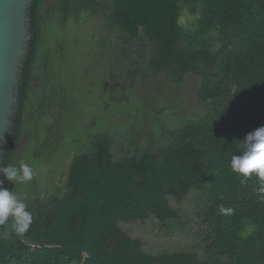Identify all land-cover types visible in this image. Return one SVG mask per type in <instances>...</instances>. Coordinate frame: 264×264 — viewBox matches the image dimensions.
Instances as JSON below:
<instances>
[{
    "label": "trees",
    "instance_id": "16d2710c",
    "mask_svg": "<svg viewBox=\"0 0 264 264\" xmlns=\"http://www.w3.org/2000/svg\"><path fill=\"white\" fill-rule=\"evenodd\" d=\"M45 1L30 5L28 51L2 154L3 167L19 166L17 149L26 147V135L32 137L33 179L18 183L1 178L2 187L21 197L32 213L25 234L82 245L90 221L89 250L108 264H264L261 182L255 174L244 178L230 167L232 156L242 152L240 141L264 125V0H54L62 21L70 16L77 21L82 13L86 22L102 19L100 29L111 35L113 45L102 40L103 31L94 40L92 55L103 59L96 66L104 70L99 76L90 72L97 89L92 102H98L89 110L91 81L85 79L76 89L59 75L61 48L68 43L64 39L49 46L48 40L58 35L54 31L49 37L42 15ZM184 12L194 17L191 27L180 24ZM120 52L122 61L113 66ZM186 75L196 80L204 108L169 127L172 108L183 102L168 107L158 101L174 95ZM82 111L96 122L85 151L83 140L66 132L67 126L76 128ZM157 114L165 116L164 126L154 120ZM45 117L58 122L56 129L43 128ZM146 122L153 123L158 137L139 140L146 129L129 134ZM165 127L171 142L152 151L150 145L159 142ZM73 143L80 153L64 173ZM42 167L48 178L40 183ZM58 176L64 178L60 183ZM192 191L205 195V263L187 252L148 254L121 229V223L135 220L176 221L178 213L168 199L178 205ZM113 205L116 209L109 210ZM8 221L14 225L12 217ZM0 264L102 263L63 247L27 246L0 226Z\"/></svg>",
    "mask_w": 264,
    "mask_h": 264
},
{
    "label": "rangeland",
    "instance_id": "374dc122",
    "mask_svg": "<svg viewBox=\"0 0 264 264\" xmlns=\"http://www.w3.org/2000/svg\"><path fill=\"white\" fill-rule=\"evenodd\" d=\"M42 11L44 21L49 23L47 27L49 37H54L52 34L55 33L54 31H56L58 35L56 39H53L52 41L48 40V43H50L49 46L53 48V43L56 44V41L64 39L68 43L66 45L67 47L64 46L61 48L64 59L62 60L63 69L59 73L60 77H63V80L70 79L72 86H74V88L76 89H79L82 86V83H86L85 79L88 78L89 81H91L90 77L93 75L90 72L94 71L93 73L99 76L104 70V67L98 66L97 68L96 65H99L101 61H103V59L96 55H92V53L94 54V47H96L94 40L96 37H98L99 40L100 36H98V33L100 35V33L103 31L104 38H102V40H106L107 44L113 45V42H111V35L109 30L100 29L103 26L104 21L101 19L96 24L94 22H86V20L83 18L82 13H80L77 21L71 20V17L73 16H70V18L68 17L64 22L62 21V13L55 5L54 0H46L43 5ZM193 22L194 17L190 16L186 12L182 14V17L180 18V24L183 27H191ZM60 28H63L65 32L61 31ZM121 58L123 57L120 52V54H117V57L114 60L115 64L114 61L111 64L118 67L122 61L120 60ZM181 80V85L178 87L174 95H164L158 101H162L163 104L165 103V105L168 107H173L175 103L183 102V104L179 105L180 107L172 108L174 111V116L170 115V117L172 116L173 119H171L169 127L179 126L182 123L181 120H185L188 117H195L197 112H202L204 108V106H201L202 104L199 102L196 95V80L190 75L182 77ZM95 83L96 82L94 80L89 82V92L92 93V95L97 92ZM117 85L118 84L114 82V87H116ZM99 86L102 87L103 84ZM170 89H173V87L169 86V90ZM87 97L89 98L88 103L86 104V106L88 107L87 110L93 109L98 101L93 103V97L89 95H87ZM98 97L101 96H96V98ZM165 98H170L172 102L167 103L165 101ZM123 100H125L124 97ZM166 111L170 112L169 109H167ZM162 112H164L163 109L161 110V113ZM82 113L83 115L79 119H77L75 123L77 125L76 128L67 126L66 132L71 135L72 139L77 138L78 142H80L82 139L83 142H81V146H84L85 151L86 138L92 132L94 133L93 135H95L96 125L94 124H96V122L94 118L87 119L88 113L84 111H82ZM148 116L149 115H146V117ZM153 118L154 120H158L163 126L166 123L165 116H161L160 114H157ZM169 121L170 119L167 121V123ZM43 123H45V126L43 128L48 125L47 128L49 130L56 129V127L58 126V122L53 121V119L51 120L50 117H45ZM142 129H146V132H142V134L138 136L139 140L151 139V136L155 134V127L151 122H146V124H144V126L139 128L138 130L131 129L129 131V134L132 136H137L139 131H142ZM162 131L163 133L161 134L160 139L157 138L159 142L152 143L150 145L152 151L164 148L171 142V136L167 132L168 128L165 127L164 129H162ZM39 133L41 136V132ZM153 137L158 136L155 134ZM24 140L28 146L26 145L25 147L23 144H21L18 147L17 150H20V152H18L19 161L25 162L31 167H34L29 155V152H31L32 143L30 145V140L32 142V137L26 135L24 137ZM77 147L79 148V144H77ZM78 148L75 147L74 143L69 147L67 152H70V157L65 160V163L63 165L64 173L69 167L73 156L80 153ZM59 152H64V150H60ZM37 168L39 167L36 166V169ZM46 169L47 167H42V172L40 170L38 171L40 183H43V181L47 180L48 178H45L43 175V173L45 174L46 172H48ZM63 179L64 178H60L58 176L56 178V181L60 183L59 180L62 181ZM42 187H45V185H43ZM204 200L205 195L202 191L190 192L189 195L182 201V203L178 205L175 204L172 198H169V205L178 213V219L176 221H170L168 223H156L155 220L150 218L144 222L135 220L128 224L121 223L120 227L132 239H138L141 242L142 250L148 254L158 255L162 253L171 254L177 252H187L194 254L198 259L202 260L205 263L206 261H208L204 247L206 228H204L201 221V210L203 208L202 206Z\"/></svg>",
    "mask_w": 264,
    "mask_h": 264
},
{
    "label": "water",
    "instance_id": "95a60500",
    "mask_svg": "<svg viewBox=\"0 0 264 264\" xmlns=\"http://www.w3.org/2000/svg\"><path fill=\"white\" fill-rule=\"evenodd\" d=\"M32 0H0V167L2 166V154L4 152L7 137L13 126V117L18 104V84L21 78L23 62L25 60L29 33V8ZM2 174H0V181ZM2 186V185H0ZM116 209L111 206L109 210ZM109 221V220H108ZM89 223L87 222L84 243L74 245L61 240H37L25 233H18L14 225L9 221L0 224L10 234L18 238L27 246L32 247H56L80 251L85 257L99 263L108 264L106 261L97 259L89 250L88 234Z\"/></svg>",
    "mask_w": 264,
    "mask_h": 264
},
{
    "label": "clouds",
    "instance_id": "9594fccd",
    "mask_svg": "<svg viewBox=\"0 0 264 264\" xmlns=\"http://www.w3.org/2000/svg\"><path fill=\"white\" fill-rule=\"evenodd\" d=\"M240 146L241 154L233 155L231 158L232 171L244 178L255 174L261 182L258 192L264 193V125L247 133L240 141ZM0 174H3L6 180L11 182L25 183L33 179V169L25 162H20L19 166L0 167ZM241 182L244 183L245 180ZM2 183L0 181V185ZM221 211L230 213L232 210L222 208ZM10 217L14 219V227L18 233H25L33 219L24 200L7 188L0 186V224L7 222Z\"/></svg>",
    "mask_w": 264,
    "mask_h": 264
},
{
    "label": "flooded vegetation",
    "instance_id": "af4514ba",
    "mask_svg": "<svg viewBox=\"0 0 264 264\" xmlns=\"http://www.w3.org/2000/svg\"><path fill=\"white\" fill-rule=\"evenodd\" d=\"M55 5H56V3H55ZM95 94V93H94ZM98 96V95H97ZM92 97H93V95H92Z\"/></svg>",
    "mask_w": 264,
    "mask_h": 264
}]
</instances>
